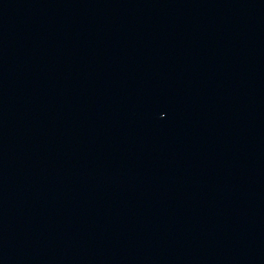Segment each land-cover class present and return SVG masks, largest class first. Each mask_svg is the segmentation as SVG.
I'll use <instances>...</instances> for the list:
<instances>
[{"label":"water","instance_id":"95a60500","mask_svg":"<svg viewBox=\"0 0 264 264\" xmlns=\"http://www.w3.org/2000/svg\"><path fill=\"white\" fill-rule=\"evenodd\" d=\"M31 0H0V37Z\"/></svg>","mask_w":264,"mask_h":264}]
</instances>
